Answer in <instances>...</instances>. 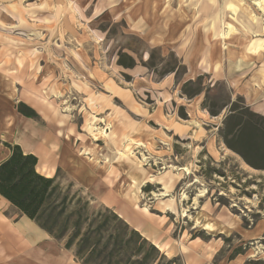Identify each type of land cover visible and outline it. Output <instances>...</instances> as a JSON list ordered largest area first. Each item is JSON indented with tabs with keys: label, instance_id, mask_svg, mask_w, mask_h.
Listing matches in <instances>:
<instances>
[{
	"label": "rangeland",
	"instance_id": "1",
	"mask_svg": "<svg viewBox=\"0 0 264 264\" xmlns=\"http://www.w3.org/2000/svg\"><path fill=\"white\" fill-rule=\"evenodd\" d=\"M26 101L97 178L63 190L156 221L180 264H264V170L224 143L232 109L264 118V0H0V111Z\"/></svg>",
	"mask_w": 264,
	"mask_h": 264
},
{
	"label": "trees",
	"instance_id": "2",
	"mask_svg": "<svg viewBox=\"0 0 264 264\" xmlns=\"http://www.w3.org/2000/svg\"><path fill=\"white\" fill-rule=\"evenodd\" d=\"M17 111L38 118L23 103L18 104ZM227 121H231V128L225 134L230 136L225 145L249 166L264 170V118L249 110L235 113L232 109ZM5 146L10 154L0 163V196L51 238L64 241V248L73 250L81 264H180L177 258H167L112 210L91 207L78 195L69 194L68 188L63 190L56 178L37 173L34 155L24 154L18 145Z\"/></svg>",
	"mask_w": 264,
	"mask_h": 264
},
{
	"label": "crops",
	"instance_id": "3",
	"mask_svg": "<svg viewBox=\"0 0 264 264\" xmlns=\"http://www.w3.org/2000/svg\"><path fill=\"white\" fill-rule=\"evenodd\" d=\"M23 104L39 115L30 101ZM68 130L66 129V132ZM60 133L56 128L52 129L39 120L23 116L17 111V107L10 116L7 109H4L0 111V163L10 154V150L5 145H18L24 154H32L37 158L35 169L40 175L56 178L58 181V173L62 172L92 192L98 184L97 178L90 177L88 163L72 153L66 138L63 137L65 134L62 136ZM69 135L72 136L71 133ZM104 196L105 200L114 201L109 193ZM9 208L15 212L9 214ZM125 215L127 223L141 232L144 238L159 250H163L170 256L178 254L171 248L172 242L167 231L160 232V225L156 221L143 217L144 222L135 211L132 215ZM51 240L52 238L45 231L21 215L15 207L0 196V264H23L25 258H29L25 257V252L32 249L35 252L38 246Z\"/></svg>",
	"mask_w": 264,
	"mask_h": 264
}]
</instances>
